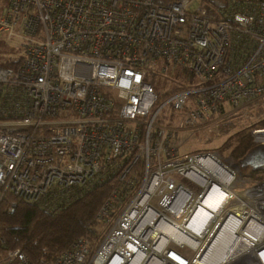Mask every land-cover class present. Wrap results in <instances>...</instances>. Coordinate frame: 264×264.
<instances>
[{"label": "built area", "instance_id": "2783aa9c", "mask_svg": "<svg viewBox=\"0 0 264 264\" xmlns=\"http://www.w3.org/2000/svg\"><path fill=\"white\" fill-rule=\"evenodd\" d=\"M2 32L24 53L0 66V206L56 212L116 182L95 249L81 237L45 264H264V173L182 147L264 101V0H0ZM169 68L187 84L159 96L148 75ZM0 264L31 263L15 248Z\"/></svg>", "mask_w": 264, "mask_h": 264}, {"label": "trees", "instance_id": "16d2710c", "mask_svg": "<svg viewBox=\"0 0 264 264\" xmlns=\"http://www.w3.org/2000/svg\"><path fill=\"white\" fill-rule=\"evenodd\" d=\"M21 58H6L0 61V66L18 63ZM178 87L176 85L163 97ZM252 125L253 128L264 127V116L228 135L215 149L219 152L227 151L237 162L254 145L249 129ZM226 129L221 127L222 131ZM115 183V179L109 175L89 187H77L71 199L56 212H48L39 205L24 202H18L14 210L9 212L3 209L2 204L0 239L3 242L0 240V260L7 250L19 248L31 264H45L69 249L81 237L90 240V250L95 249L107 228L97 219L96 214Z\"/></svg>", "mask_w": 264, "mask_h": 264}, {"label": "rangeland", "instance_id": "374dc122", "mask_svg": "<svg viewBox=\"0 0 264 264\" xmlns=\"http://www.w3.org/2000/svg\"><path fill=\"white\" fill-rule=\"evenodd\" d=\"M23 48L24 46L22 39L16 37H8L5 32L0 33V61L5 60L6 58L23 56ZM148 79L151 81L154 91L159 96L173 89L178 83L187 84V81L185 80V76L183 74H181L178 70H171L170 68L167 69V71L165 72H161L159 71V69H157L155 74L149 73ZM263 116L264 101L255 102L251 105H248V107L244 108L238 116H234L231 119L233 120L232 122H224L220 127L227 129L225 131H222L219 128V135L215 138V140L211 142H205L204 140H202V137L198 135L199 140H197L196 138L192 139L190 142L185 143L182 147L185 150H195L200 147L216 148L221 142H223L227 138L228 135H230L237 129L250 125V123ZM251 128L253 129V125L250 126V131ZM219 153H221L223 158L225 157V155H228L227 151ZM231 160L233 163H237L232 158ZM241 171L252 177H259L261 174L264 173L263 169L252 170L249 167L242 168ZM236 190H238V188H236ZM102 223L104 222L102 221Z\"/></svg>", "mask_w": 264, "mask_h": 264}, {"label": "water", "instance_id": "95a60500", "mask_svg": "<svg viewBox=\"0 0 264 264\" xmlns=\"http://www.w3.org/2000/svg\"><path fill=\"white\" fill-rule=\"evenodd\" d=\"M264 166V143L253 145L238 161L235 167L238 171L242 168L257 170Z\"/></svg>", "mask_w": 264, "mask_h": 264}, {"label": "bare ground", "instance_id": "6f19581e", "mask_svg": "<svg viewBox=\"0 0 264 264\" xmlns=\"http://www.w3.org/2000/svg\"><path fill=\"white\" fill-rule=\"evenodd\" d=\"M220 199H221V194L217 195L215 197H207L204 200V203L210 208H215L217 206V204L220 202ZM198 264H205V262L204 261H198Z\"/></svg>", "mask_w": 264, "mask_h": 264}]
</instances>
